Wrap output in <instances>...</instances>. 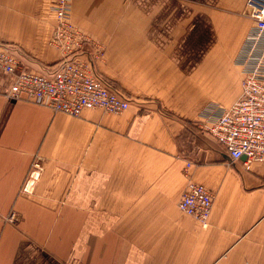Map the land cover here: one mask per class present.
Instances as JSON below:
<instances>
[{
	"label": "crops",
	"instance_id": "crops-1",
	"mask_svg": "<svg viewBox=\"0 0 264 264\" xmlns=\"http://www.w3.org/2000/svg\"><path fill=\"white\" fill-rule=\"evenodd\" d=\"M247 1L71 0L122 114L11 101L0 68V264H264V161L231 163L208 130L242 92ZM55 24L51 0H0V42L33 71L62 57ZM188 162L214 194L206 228L178 208Z\"/></svg>",
	"mask_w": 264,
	"mask_h": 264
},
{
	"label": "built area",
	"instance_id": "built-area-1",
	"mask_svg": "<svg viewBox=\"0 0 264 264\" xmlns=\"http://www.w3.org/2000/svg\"><path fill=\"white\" fill-rule=\"evenodd\" d=\"M56 18L51 45L62 54L54 65L36 72L22 62V51L13 44L0 42V68L15 77L8 93L11 101H36L54 113L79 117L85 110L102 109L113 115L130 108L129 99L112 82L99 74L96 63L104 51L90 36L76 26L71 17V0H51ZM253 27L237 55L243 72L239 99L214 118L209 133L228 154L231 163L245 158V167L264 161V0H248ZM192 163L184 176L186 190L178 203L179 210L208 227L214 194L190 179ZM43 171L40 158L31 168L22 191L31 195ZM16 220L15 214L8 221Z\"/></svg>",
	"mask_w": 264,
	"mask_h": 264
},
{
	"label": "rangeland",
	"instance_id": "rangeland-1",
	"mask_svg": "<svg viewBox=\"0 0 264 264\" xmlns=\"http://www.w3.org/2000/svg\"><path fill=\"white\" fill-rule=\"evenodd\" d=\"M71 11H72V5H71ZM71 17H72V15H71ZM73 21V20H72ZM74 23V22H73ZM75 24V23H74ZM84 32V31H83ZM85 33V32H84ZM86 34V33H85ZM87 35V34H86ZM96 42V41H95ZM97 43V42H96Z\"/></svg>",
	"mask_w": 264,
	"mask_h": 264
},
{
	"label": "water",
	"instance_id": "water-1",
	"mask_svg": "<svg viewBox=\"0 0 264 264\" xmlns=\"http://www.w3.org/2000/svg\"><path fill=\"white\" fill-rule=\"evenodd\" d=\"M250 12V10H248Z\"/></svg>",
	"mask_w": 264,
	"mask_h": 264
}]
</instances>
